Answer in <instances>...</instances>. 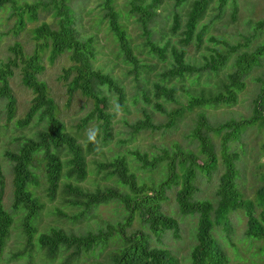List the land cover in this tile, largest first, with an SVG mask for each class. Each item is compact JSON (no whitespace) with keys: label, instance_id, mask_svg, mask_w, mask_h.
<instances>
[{"label":"trees","instance_id":"trees-1","mask_svg":"<svg viewBox=\"0 0 264 264\" xmlns=\"http://www.w3.org/2000/svg\"><path fill=\"white\" fill-rule=\"evenodd\" d=\"M70 0H34L31 3L18 4L15 0H0V8L7 5L14 17L16 29H21L25 22L38 21L39 13L51 17V23L41 21L32 28L36 47L31 54L25 55L19 45L8 47L12 56L0 65V99L5 101V113L9 120L14 114L15 101L8 86V78L12 70L17 68L21 84L32 93L30 103L16 124L21 128L34 117L41 122V127L33 137L22 140L14 151H4L3 157L11 163L12 210H21V227L29 243L36 235V243L49 259L63 254L61 264H69L81 255L101 248L112 238L117 241L105 262L98 264H177L175 257L162 247L150 246L147 237L140 230L127 231L134 217L154 235L170 230L177 234V221L165 214L161 203L165 200V192L175 187L174 199L177 212L181 215H195L196 225L194 244L189 250V264H223L225 257L220 247L212 237L214 224H222L228 230L227 216L229 213L241 210L245 216L244 235L248 238L262 241L259 251L264 264V172L261 183L254 189L253 197L246 199L237 189V169L235 162L238 155L228 151V143L238 140L247 127L256 125L264 133V81L258 94L252 100L251 115L239 120L229 119L220 123L210 124L203 114H198L190 131V137L197 142L198 152H183L175 149L172 152L161 150L159 154L148 156L144 152L131 151L130 155L141 170H153L160 167L161 177L155 183L140 182L130 170L122 156H115L108 161L96 162L97 172H102L105 178H111L114 184L96 186L92 190L80 185L86 176L85 156L94 151L98 140L106 142L110 137L111 115L107 112V99L103 90L114 92L122 97V88L108 73L92 68L93 48L89 38L81 39L73 28ZM130 2V11L136 15V20L143 30L155 14L159 0H151L139 5ZM188 0H174V5H183ZM211 0H191L185 12L180 39L181 45H186L195 35L196 45L201 42V33L195 34L198 21L202 17ZM103 16L107 19L108 28L114 35L118 46L131 63H135L134 55L123 29L117 21V13L112 6V0H100ZM178 14L172 15L170 31L178 29ZM253 29L264 33V19L255 21ZM239 45L227 46V52L215 51L213 56L200 65H192L185 61L182 48L171 47L168 55L171 59L169 67L160 72V77L172 79L186 74H196L202 71L216 72L226 62L228 53L235 52ZM48 49V61L66 53L70 64L62 69V78L66 81V92L70 97L74 92L92 101L90 112L82 118L78 128L86 121L94 118L98 122L99 133L97 143L87 141L82 145L76 136L67 132L55 114V105L48 96L46 85L38 79L42 70L40 64L41 52ZM150 49L156 52L160 59L165 57L166 47L150 44ZM264 56V39L250 51L238 52L232 61L231 70L221 84V90L208 96H196L188 100L187 108L198 106L230 105L235 103L236 93L243 88V77L260 64ZM153 99L162 98L166 101L174 99V88L161 82L152 84ZM150 102L149 98H145ZM153 109L165 112L163 107L154 101ZM164 123L156 124L151 120L150 113L142 111V118L129 124L133 133L140 130H159L172 127L182 115V109H173L166 113ZM220 136L222 172L218 177L215 190L216 200L211 204L208 200L193 199L196 188L194 180L197 172L208 175L215 167L216 157L213 144L208 133ZM264 151V140L261 144ZM264 167V161L260 163ZM42 180L44 192L48 199H53L59 191L65 203L78 208L72 218H83L98 205L110 201L117 202L124 215L122 220L114 224L106 223L95 231L72 233L61 228L51 227L45 232L36 234L32 221L42 208L41 202L34 194V189ZM3 193V178L0 171V247L8 236L12 222L10 213L1 203Z\"/></svg>","mask_w":264,"mask_h":264},{"label":"rangeland","instance_id":"rangeland-1","mask_svg":"<svg viewBox=\"0 0 264 264\" xmlns=\"http://www.w3.org/2000/svg\"><path fill=\"white\" fill-rule=\"evenodd\" d=\"M18 4L31 3L34 0H15ZM151 0H136L135 3L144 5ZM191 0L183 5H174V0H159L155 14L143 30L136 20V15L130 11V2L134 0H112V6L117 13V21L123 29L131 47L135 63L123 56L118 43L108 28L107 19L103 16L100 0H70L73 28L81 39L89 38L93 48L91 59L92 68L108 73L122 88V97L114 92L103 90L107 99V112L111 115L110 137L106 142L98 140L93 152L85 156L86 176L80 185L92 190L96 186L114 184L111 178H105L102 172H97L96 162H103L115 156H122L130 170L140 182L155 183L161 177L160 167L151 171L141 170L130 155L131 151L144 152L149 157L159 154L161 150L172 152L180 149L191 151L201 158L197 142L190 137V131L198 114H203L210 124L220 123L229 119L239 120L251 115L252 100L258 94L264 81V56L259 66L252 68L243 77V88L236 93L235 103L230 105L218 104L211 106H195L187 108L188 100L192 97L208 96L221 90L226 74L231 70L232 61L238 52L250 51L264 39V33L255 31V21L264 19V0H211L202 17L198 21L195 34L201 33V42L196 45L195 35L186 45L180 44L181 30L185 12ZM178 14V29L172 33V15ZM41 21L51 23L50 16L39 13L38 21L25 22L21 29L15 28L14 17L7 5L0 8V65L11 55L8 47L17 44L25 55H29L36 47L32 28ZM150 44L166 47V54L160 59L156 52L151 51ZM239 45L235 52L228 53L225 64L216 72L202 71L196 74H186L182 77L162 80L160 72L169 67L171 59L168 51L171 47L182 48L185 61L192 65H200L213 56L215 51L227 52V46ZM40 64L42 70L38 79L46 85L48 96L55 105V114L63 124L64 129L76 136L84 145L86 132L97 129L98 122L92 118L86 121L82 128L78 124L91 110L92 101L74 92L70 97L66 92V81L61 77L62 69L70 62L66 53L57 56L52 62L48 61V49L41 52ZM161 82L174 88V99L166 101L162 98L153 99L152 84ZM8 86L15 101L13 116L8 120L5 113V101L0 99V171L3 178L2 206L7 210L12 222L8 236L0 247V264H61L64 256L58 254L49 259L36 243V235L30 242L21 227V210H12L11 163L3 157L4 151H14L24 138L33 137L42 123L34 117L26 126L19 127L16 122L21 119L30 103L32 93L20 82L17 68L12 70L8 78ZM150 102H146L145 98ZM156 100L165 112L153 109ZM118 106V110H117ZM182 109V115L169 128L159 130H140L133 133L129 124L142 118V111L150 113L153 123H164L166 113L173 109ZM208 137L213 144L216 157L214 169L206 175L197 172L194 180L195 192L193 199L208 200L215 203V190L218 177L222 172L220 136L209 132ZM264 133L256 125L245 128L238 140L228 143V151H235L238 158L235 162L237 169L236 185L243 198L251 199L254 189L261 183L264 167V151L261 144ZM175 187L165 192V200L161 203L162 211L176 219L177 234L166 230L159 235L149 232L137 217H134L127 231L140 230L153 247L168 250L176 259L177 264H189V250L194 244L196 225L195 215H181L177 212L174 199ZM42 208L32 221L36 234L45 232L51 227L61 228L72 233L95 231L106 223L114 224L122 220L124 212L115 201L98 205L89 212L88 216L73 219L78 208L64 202L57 191L53 199H48L44 192L42 180L34 189ZM228 230L222 224H214L212 237L224 254L223 264H262L259 247L262 241L245 237V216L241 210L229 213L227 216ZM117 246L112 238L101 248L81 255L69 264H98L105 262L111 250Z\"/></svg>","mask_w":264,"mask_h":264},{"label":"clouds","instance_id":"clouds-1","mask_svg":"<svg viewBox=\"0 0 264 264\" xmlns=\"http://www.w3.org/2000/svg\"><path fill=\"white\" fill-rule=\"evenodd\" d=\"M117 110H118V106H117ZM99 133V129H89L86 132V136H87V141L93 144L97 143V135Z\"/></svg>","mask_w":264,"mask_h":264}]
</instances>
